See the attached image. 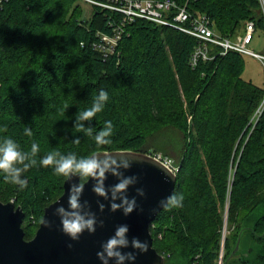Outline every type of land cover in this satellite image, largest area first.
I'll use <instances>...</instances> for the list:
<instances>
[{"label": "trees", "instance_id": "16d2710c", "mask_svg": "<svg viewBox=\"0 0 264 264\" xmlns=\"http://www.w3.org/2000/svg\"><path fill=\"white\" fill-rule=\"evenodd\" d=\"M80 1L8 0L0 7V139L12 137L24 151L37 142V160L53 150L77 159L111 150L171 153L183 204L150 224L166 264H264V111L251 121L264 84L245 76L246 54L217 53L193 65L196 37L138 18L105 57L94 42L100 32L111 34L117 19L99 7L87 17ZM177 1L208 14L224 36L234 37L248 20L264 28L258 0ZM100 88L109 100L82 122L90 132L77 130L76 114ZM108 119L111 143L98 145L95 134ZM22 175L23 188L0 172V199L25 210L31 239L66 178L52 165Z\"/></svg>", "mask_w": 264, "mask_h": 264}, {"label": "water", "instance_id": "95a60500", "mask_svg": "<svg viewBox=\"0 0 264 264\" xmlns=\"http://www.w3.org/2000/svg\"><path fill=\"white\" fill-rule=\"evenodd\" d=\"M103 159L111 154L124 153L131 163L130 168L122 165L118 174L111 170L105 177L90 178L82 181L78 174H72L64 182V191L58 199L45 207L40 225L31 239L25 238L23 228L27 213L16 205L14 199L4 202L0 199V264H103L97 256L102 250V244L113 236L122 224L129 226L126 234L129 244L121 250L124 253L137 252L136 261L125 260L124 264H166V258L154 247V238L150 224L160 210V200L175 191L178 176L173 170L150 152L143 150H111L95 152ZM122 159L117 157V160ZM117 167L116 165L112 166ZM127 176L136 178V182L128 187L126 195L135 197L136 208L125 215L123 208L113 210V202L120 203V194L113 198L112 186ZM98 179H103L106 195H99L94 191ZM84 184L80 195L81 208L84 214H94L96 218L95 232L85 231L78 240L71 239L65 234L60 225V215L57 209L62 205L66 210H72L69 196L73 186ZM139 189L143 190L141 194ZM51 221V227L44 225V221ZM133 238L147 240V252H139L132 246ZM241 233L231 256L239 250ZM109 264H117L115 258H109ZM218 264H225L220 261Z\"/></svg>", "mask_w": 264, "mask_h": 264}, {"label": "clouds", "instance_id": "9594fccd", "mask_svg": "<svg viewBox=\"0 0 264 264\" xmlns=\"http://www.w3.org/2000/svg\"><path fill=\"white\" fill-rule=\"evenodd\" d=\"M109 100V93L105 88H100L92 97L90 106L81 109L76 114L77 130H84L90 132L91 128H85L83 121L91 120L98 112L102 111L106 102ZM113 121L108 119L104 121V126L95 134V142L98 145H105L111 143V134L113 132ZM24 134L32 136V128L29 126L24 127ZM79 143V137L74 141ZM39 150V144L35 141L31 144L30 151H24L20 144L12 137H5L0 139V172L4 174V180L10 181L13 184L19 185L21 188L26 187L28 178L23 176L22 173L33 167L40 166H54V172L62 175L65 178H70L72 174H78L84 180L94 179L97 177L103 178L108 170L118 174V168L122 165L124 168H130L131 163L124 153L111 154L100 158L95 152L91 155L84 156L77 159L72 153L68 155H60L58 151H49L47 154L40 156L37 160L35 158ZM59 156V158H57ZM117 157L122 159L117 160ZM18 165H23L22 167ZM117 167L113 168L112 166ZM136 182L133 176L123 177L118 183L112 186V196L115 200L120 194V203L113 202L111 207L115 211L123 208L124 214H131L136 208L135 197L129 198L126 195V190L130 185ZM84 188L81 183L78 186H73L71 195L69 196V204L72 210H66L64 206L57 209L60 215V225L62 231L71 237L73 240H78L85 232H95L96 218L94 214H84L79 209L81 208L80 195ZM94 191L99 195H106V188L103 179H98L94 185ZM138 191L143 194V190ZM184 195L181 192L173 191L170 195L160 200V210L170 209L172 207H180L183 204ZM44 225L51 227V221L45 220ZM129 226L127 224L120 225L115 234L107 239L102 244V250L97 252V256L103 261V264H109V258H115L117 264H124L125 260L136 261L137 252L124 253L121 249L129 244L127 233ZM132 246L138 249L139 252H147L149 244L147 240H140L133 238Z\"/></svg>", "mask_w": 264, "mask_h": 264}, {"label": "built area", "instance_id": "2783aa9c", "mask_svg": "<svg viewBox=\"0 0 264 264\" xmlns=\"http://www.w3.org/2000/svg\"><path fill=\"white\" fill-rule=\"evenodd\" d=\"M8 0H0V7ZM92 8L99 7L108 10L117 19L113 22L112 33H99L94 47L105 57L117 52L119 43L125 33V25L138 18L148 19L162 25L176 27L197 38L191 63L196 65L200 60H209L217 53L227 54L236 51L251 55L260 60L264 67V51L257 52L250 47L254 40L258 24L255 20L244 23L243 30L234 37L222 35L214 26L212 18L205 13L193 14L187 3L177 0H81ZM260 13L264 22V0H258ZM264 110V100L258 112ZM169 167L173 166L170 156L154 154Z\"/></svg>", "mask_w": 264, "mask_h": 264}, {"label": "rangeland", "instance_id": "374dc122", "mask_svg": "<svg viewBox=\"0 0 264 264\" xmlns=\"http://www.w3.org/2000/svg\"><path fill=\"white\" fill-rule=\"evenodd\" d=\"M80 3H82V6L84 7L85 11H86V16L90 17L92 15V7L82 1H80ZM250 47L252 49H254L257 52H263L264 51V28L261 26H258L257 31L255 33V37L253 42L251 43ZM245 61H246V68H245V76L247 78H251L254 82H256L257 84L263 85L264 84V67L262 65V63L260 62L259 59H257L256 57H253L251 55H245ZM264 100V97L261 101V103L259 104V106L257 107L251 121L252 123H255L260 116L262 115V113L258 112V109L260 107V105L262 104ZM154 154H161V155H165V156H171L173 157V155L170 153L168 154H164L162 151H156L152 153ZM174 158V157H173ZM227 217L228 214H226V218H225V224H227ZM27 219V217L25 218ZM227 229V227H224V232ZM248 246H253L256 247L255 242L252 244L248 243Z\"/></svg>", "mask_w": 264, "mask_h": 264}, {"label": "bare ground", "instance_id": "6f19581e", "mask_svg": "<svg viewBox=\"0 0 264 264\" xmlns=\"http://www.w3.org/2000/svg\"><path fill=\"white\" fill-rule=\"evenodd\" d=\"M264 111V110H263ZM172 158V157H171ZM173 159V161H174V163H173V166H171L170 168L173 170V172L174 173H176L177 174V176H178V172H179V170H180V164H178V163H176L175 162V160H174V158H172ZM177 184V183H176ZM16 202V201H15ZM25 220V219H24ZM227 227V224H225V228ZM226 231H227V229L225 230V232H224V239H225V236H226ZM162 254V253H161ZM222 261V260H221Z\"/></svg>", "mask_w": 264, "mask_h": 264}, {"label": "flooded vegetation", "instance_id": "af4514ba", "mask_svg": "<svg viewBox=\"0 0 264 264\" xmlns=\"http://www.w3.org/2000/svg\"><path fill=\"white\" fill-rule=\"evenodd\" d=\"M257 247V246H256ZM259 248V247H258Z\"/></svg>", "mask_w": 264, "mask_h": 264}]
</instances>
